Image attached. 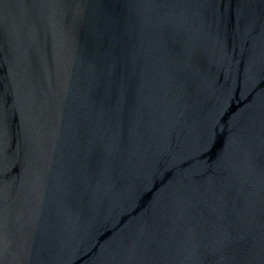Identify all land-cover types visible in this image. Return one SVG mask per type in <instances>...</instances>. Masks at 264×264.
<instances>
[{
  "label": "water",
  "instance_id": "1",
  "mask_svg": "<svg viewBox=\"0 0 264 264\" xmlns=\"http://www.w3.org/2000/svg\"><path fill=\"white\" fill-rule=\"evenodd\" d=\"M0 264H264V0H0Z\"/></svg>",
  "mask_w": 264,
  "mask_h": 264
}]
</instances>
